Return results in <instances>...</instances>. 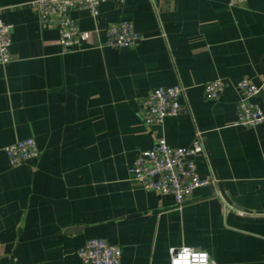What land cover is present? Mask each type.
Listing matches in <instances>:
<instances>
[{
    "label": "crops",
    "instance_id": "crops-1",
    "mask_svg": "<svg viewBox=\"0 0 264 264\" xmlns=\"http://www.w3.org/2000/svg\"><path fill=\"white\" fill-rule=\"evenodd\" d=\"M32 1L0 0L14 59L0 66V264H83L78 251L94 238L118 245L121 264H170L184 246L216 264H264V122L233 125L236 84L264 79V0H106L97 17L72 12L92 45L70 51ZM121 21L143 40L99 47ZM217 79L225 89L209 100L204 85ZM177 84L182 112L147 127L146 96ZM256 102L264 112V92ZM197 129L198 173L216 183L178 207L130 180L141 151L162 137L190 147ZM29 137L40 157L12 165L4 148Z\"/></svg>",
    "mask_w": 264,
    "mask_h": 264
},
{
    "label": "built area",
    "instance_id": "built-area-1",
    "mask_svg": "<svg viewBox=\"0 0 264 264\" xmlns=\"http://www.w3.org/2000/svg\"><path fill=\"white\" fill-rule=\"evenodd\" d=\"M106 0H34L32 6L47 29H57L60 44L64 50H78L92 45V34L83 31L72 16L74 10L86 11L94 17ZM119 4L126 0H115ZM247 0H229L230 6H240ZM13 25L0 19V66L10 64ZM143 40L131 21L111 24L105 31V41L99 47L134 48ZM225 82L213 80L204 85L205 97L217 100L221 97ZM240 94L234 126L254 128L264 122V112L256 102L264 92V79L259 83L243 78L236 84ZM186 98V87L182 84L159 86L150 91L143 101V123L150 127L162 125L168 117L178 116L182 110V99ZM12 165L26 163L40 157L34 138H26L4 148ZM206 155L203 132L197 129L190 147H172L166 138H159L147 150L141 151L129 169L130 180L146 191L172 195L175 205L182 207L194 192L204 186L216 183L213 177L202 178L197 170L196 158ZM170 264H216L208 252L192 247L172 248L169 251ZM78 256L83 264H121L122 250L106 239H89L79 249ZM0 242V261H1Z\"/></svg>",
    "mask_w": 264,
    "mask_h": 264
},
{
    "label": "water",
    "instance_id": "water-1",
    "mask_svg": "<svg viewBox=\"0 0 264 264\" xmlns=\"http://www.w3.org/2000/svg\"><path fill=\"white\" fill-rule=\"evenodd\" d=\"M221 196L225 199V201L230 205L231 203H230V201H229V199H228V197L225 195V193L223 192V190H222V188H221Z\"/></svg>",
    "mask_w": 264,
    "mask_h": 264
}]
</instances>
